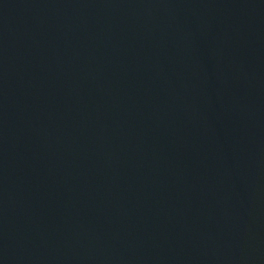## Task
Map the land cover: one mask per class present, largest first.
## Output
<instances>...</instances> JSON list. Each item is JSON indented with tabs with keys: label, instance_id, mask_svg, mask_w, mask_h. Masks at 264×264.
Listing matches in <instances>:
<instances>
[{
	"label": "water",
	"instance_id": "95a60500",
	"mask_svg": "<svg viewBox=\"0 0 264 264\" xmlns=\"http://www.w3.org/2000/svg\"><path fill=\"white\" fill-rule=\"evenodd\" d=\"M0 264H264V0H0Z\"/></svg>",
	"mask_w": 264,
	"mask_h": 264
}]
</instances>
